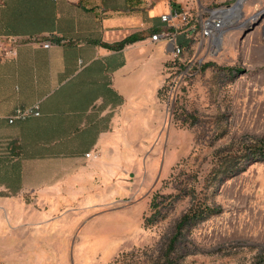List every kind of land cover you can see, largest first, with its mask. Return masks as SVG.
Returning a JSON list of instances; mask_svg holds the SVG:
<instances>
[{
  "label": "rangeland",
  "instance_id": "obj_1",
  "mask_svg": "<svg viewBox=\"0 0 264 264\" xmlns=\"http://www.w3.org/2000/svg\"><path fill=\"white\" fill-rule=\"evenodd\" d=\"M237 1L192 0V9ZM236 14L216 52L196 43L152 69L166 124L140 167L127 157L110 161L87 182L91 192H76L77 208L56 207L61 222L77 219L59 245H0V263L160 264L187 217L180 264H264V160L244 157L245 148L264 145V0H246ZM236 162L242 170L220 168ZM154 200L164 217L146 226Z\"/></svg>",
  "mask_w": 264,
  "mask_h": 264
},
{
  "label": "crops",
  "instance_id": "obj_2",
  "mask_svg": "<svg viewBox=\"0 0 264 264\" xmlns=\"http://www.w3.org/2000/svg\"><path fill=\"white\" fill-rule=\"evenodd\" d=\"M192 6V0H0V245H59L77 220L61 222L55 211L61 202L77 208L76 192H91L87 182L110 161L127 157L140 167L152 134L166 124L152 69L174 57L172 43L151 36L166 30L161 16L172 8L196 17L202 8ZM135 34L144 40L118 47ZM179 42L187 46L183 37ZM34 107L40 117L9 124L16 110ZM45 134H52L49 144ZM13 139L24 145L19 155Z\"/></svg>",
  "mask_w": 264,
  "mask_h": 264
},
{
  "label": "built area",
  "instance_id": "obj_3",
  "mask_svg": "<svg viewBox=\"0 0 264 264\" xmlns=\"http://www.w3.org/2000/svg\"><path fill=\"white\" fill-rule=\"evenodd\" d=\"M238 1L233 6L225 8L204 9L200 11L196 17L192 15L188 8H172L169 13L161 16L162 22L167 25L166 30L154 33L151 36L152 42L166 40L172 43L174 46V57L178 59L184 55L186 49H192L193 44L198 43L199 45H202L205 41L209 44V50L216 52L218 47H216L215 35L220 30L223 31V33L226 30V26H224V22L218 12L220 10L234 7L237 5ZM180 37L185 39L187 46L180 44ZM51 46V44L45 45L47 48ZM31 114L37 117L40 116L39 107H34L24 112L18 111L15 116L10 117V123H13L16 119L25 118ZM87 157H90V154H88Z\"/></svg>",
  "mask_w": 264,
  "mask_h": 264
},
{
  "label": "trees",
  "instance_id": "obj_4",
  "mask_svg": "<svg viewBox=\"0 0 264 264\" xmlns=\"http://www.w3.org/2000/svg\"><path fill=\"white\" fill-rule=\"evenodd\" d=\"M144 36L143 35H132L128 38H126L125 40H123L121 43L118 44L119 48H124L128 45L134 44L136 42L142 41L144 40ZM32 108L29 109H18L16 110L11 117L15 116L17 114L18 111H27L30 110ZM39 112H40V116H41V111H40V107H39ZM38 116V117H40ZM33 117H37L33 114L25 117V118H20V119H16L14 120L13 123H10V119L8 120L9 124L13 125V124H17V123H21V122H27L28 120H30ZM16 140H12L10 142V145H13V154L16 152L17 149H20L21 153L24 150V145L21 144V146H16ZM44 142L45 144H49V142H52V134H45L44 135ZM20 154V153H19ZM18 153H15V155H19ZM14 155V156H15ZM244 157L246 158V160L249 158L250 162H258L261 160H264V145L263 146H250L249 148H245V153H244ZM239 160V159H237ZM248 161V160H247ZM233 168V170L231 169L230 172H237L238 170H242L239 169L240 168V163L236 162L233 164L227 163V164H222L220 165V168ZM221 168V169H222ZM232 174V173H231ZM151 209L153 211V214L150 217L146 218L145 224L146 226H152L155 223H157L159 220H161L164 216L162 214V211L159 209V204H157L156 200H154L151 204ZM188 218L186 217L182 223H180V225L178 226V230L177 233L171 240L170 243L168 244L165 253L162 257L161 263L160 264H180V256L178 255V244L180 243V236L179 234H181V232L183 231V229L185 228L186 224H187Z\"/></svg>",
  "mask_w": 264,
  "mask_h": 264
},
{
  "label": "bare ground",
  "instance_id": "obj_5",
  "mask_svg": "<svg viewBox=\"0 0 264 264\" xmlns=\"http://www.w3.org/2000/svg\"><path fill=\"white\" fill-rule=\"evenodd\" d=\"M246 0H240L239 4L235 5L234 7L230 8V9H225V10H220L218 13L221 15V18L224 22V26L229 24V21L231 20V18L236 15H240V14H236V13H241L242 12V8L244 6ZM222 33L223 31H218L215 35V42L217 44H220L222 41Z\"/></svg>",
  "mask_w": 264,
  "mask_h": 264
},
{
  "label": "water",
  "instance_id": "obj_6",
  "mask_svg": "<svg viewBox=\"0 0 264 264\" xmlns=\"http://www.w3.org/2000/svg\"><path fill=\"white\" fill-rule=\"evenodd\" d=\"M239 2H240V1H238V3H237V4H239ZM254 28H255V25H254V27H253V28H251V29H250L248 32L252 31Z\"/></svg>",
  "mask_w": 264,
  "mask_h": 264
}]
</instances>
